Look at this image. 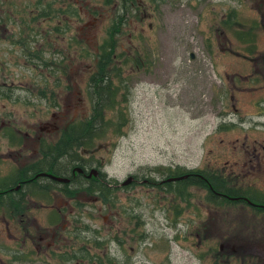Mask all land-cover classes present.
Here are the masks:
<instances>
[{
	"label": "rangeland",
	"instance_id": "1",
	"mask_svg": "<svg viewBox=\"0 0 264 264\" xmlns=\"http://www.w3.org/2000/svg\"><path fill=\"white\" fill-rule=\"evenodd\" d=\"M10 1L17 31H0V82L16 86L11 99L0 98V182L7 183L15 171L41 159V140L55 144L68 123L90 115L86 80L114 16L103 0H81L95 8V24L63 33L62 41L55 39L62 34L50 32L47 44L41 27L30 21L29 0ZM144 3L139 12L148 17L138 21L132 11L117 40L116 53L138 50L148 59L136 72L125 67L122 75L126 125L117 135L109 129L90 153L80 155L87 172L98 171L110 183L109 201L83 192L79 185L87 181L76 180L69 187L71 198L58 192L45 200L29 196L25 218L36 219L47 233L45 228H52L47 219L60 212L55 254L78 255L87 248L91 254L105 252L112 264H264V215L240 200L212 202L206 188L153 184L165 180L168 170L200 172L208 166L228 185L264 197V157L260 171L249 161L255 140H264L263 85L256 89L264 80V60H256L264 48V0ZM88 18L83 15L80 26ZM28 22L37 28L30 47L48 61L46 68L18 44L20 36L27 38ZM54 68L59 71L52 74ZM42 88L47 99H41ZM7 122L13 140L1 129ZM130 176L134 182L122 187ZM11 216L0 209V264H28L26 251L19 253L23 236ZM42 258L43 264L76 263L50 252Z\"/></svg>",
	"mask_w": 264,
	"mask_h": 264
},
{
	"label": "trees",
	"instance_id": "2",
	"mask_svg": "<svg viewBox=\"0 0 264 264\" xmlns=\"http://www.w3.org/2000/svg\"><path fill=\"white\" fill-rule=\"evenodd\" d=\"M103 2L106 7L111 8L114 16L110 22V27L106 31V38L98 48L94 58V66L90 69L86 80V93L91 102L90 115L86 120L68 123L55 144H45L41 140L39 142L41 159L15 171L8 183L5 182L6 180L0 182V209L3 210L4 215L8 219H10L9 216L14 215L19 226L21 224L20 220L24 221L26 214H28L27 195L39 200H45L48 192L58 190L62 195L66 197L70 196L68 184H60V182L53 181L50 178L40 177V173L71 179L70 170L77 168L84 169V166H81L83 162L80 155L90 153L94 149L96 142L105 138L109 129L113 128L114 134L117 135L126 125L124 111L120 108L123 101H125L124 99H126L124 93L127 92L126 87H122V75L125 72V67L129 66L133 68L131 72H136V70L141 69V65H146L148 59L138 50H134L128 54L116 53L118 50V37L123 34V27L127 23V15L133 11L129 3H135V1L103 0ZM33 35L35 34L32 33ZM21 38L18 44L21 43V45L27 48L28 58H33L32 60L41 59V54H34L27 40L28 38L25 40H21ZM41 61L45 68L48 67V61L42 59ZM58 69L54 68L52 74L59 71ZM115 82L118 85H115ZM43 83L46 86L47 80H44ZM58 83L59 79L54 83L56 87ZM40 94L43 95L42 98L40 97L41 99H47V93H45L44 88L40 90ZM53 94L51 92V95ZM0 98L11 99V93L9 94L0 87ZM14 102L16 103L17 100ZM11 124L7 122L1 129L4 131L5 137L10 136L13 140L16 134L12 130L10 131ZM11 142L13 143L14 141ZM18 143L20 144V139ZM62 161L65 162L66 168L64 167V162L61 164ZM61 166L63 167L62 172L58 170V167ZM165 173H168L165 180L176 178H179V180L165 181L164 183L156 182L153 183L155 187H162V184H168V186L176 185L184 191L194 187L207 188V184L200 178V175H203L202 171L192 172L176 168L175 170H168ZM18 184H20V188L16 191L15 188ZM106 184L109 185L110 183H101L98 179H93V181H89V187L84 188L87 184L80 185L79 187H81L82 191L95 194L103 202L107 203L112 189L108 188ZM211 184L214 186L216 182ZM207 191L213 200L212 202L216 200L231 201L240 196H245L252 201L257 199L254 195H250V192L220 191L218 189H214V191L207 189Z\"/></svg>",
	"mask_w": 264,
	"mask_h": 264
},
{
	"label": "flooded vegetation",
	"instance_id": "3",
	"mask_svg": "<svg viewBox=\"0 0 264 264\" xmlns=\"http://www.w3.org/2000/svg\"><path fill=\"white\" fill-rule=\"evenodd\" d=\"M131 1V0H130ZM135 3L130 2L129 6L130 8H132L133 12H135V18L140 21L143 20V18L148 17L147 14H145V12L140 14V8L142 10L143 6L145 5V3L143 4L144 0H134ZM88 2H82L81 0H39L37 1V3L31 2V0H29L28 5H26L27 8H30L29 10V14H32V17H34L32 20L30 18V21L34 22L33 20H36L37 25L41 27L40 31L42 33L43 39L45 40L44 43H49V33L50 32H54V33H58V35L62 34L61 37L57 36L55 37V39L57 38L58 41L59 40H63V33H66L67 31H71L73 30V32H81L83 30L84 27H88V29L90 28V26L95 24V17H96V10L95 8L92 9H88L87 8ZM34 7V8H32ZM4 8V9H3ZM16 12L15 9V4L10 1V0H6V1H2L0 0V31H2V33H16L15 31V27H16V22L18 20V18L16 17V14L14 13ZM83 15L88 16L89 18V22H87V24H85L84 26H80V21H81V17ZM40 16V18H38ZM93 19V20H92ZM53 21H57V23L53 26L52 22ZM75 23V28L74 24ZM25 27L28 29L27 32V38L31 39L33 38L32 33L35 31V29L37 28H33L31 27L30 23H24ZM22 33V32H20ZM21 37V36H20ZM25 38V39H27ZM20 39V38H19ZM22 40V38H21ZM61 40V41H62ZM29 44H30V40ZM12 43L14 45H17L15 40H12ZM252 49H254V45L252 44V47L250 50V52L252 51ZM25 51V55L26 57H28V50L25 47L24 49ZM193 57V56H192ZM256 60H264V48L262 53L257 52L256 54ZM256 68H258L257 66L255 67V71L257 70ZM3 82H0V87L5 90L6 92H8L9 94L11 93V96L14 95L15 90H16V86L13 84V82H9L7 83L6 80H2ZM262 86V89H264V80L262 81V83H257L256 85V89H260L259 87ZM233 99V97H231V100ZM235 108V106H233V109ZM236 109H234L235 111ZM54 117V116H53ZM50 125V124H48ZM50 127H52L54 130L57 129V127H54L52 125H50ZM38 138V137H37ZM254 146L251 150V155L252 158L251 160H249L251 163L255 162V166L254 164L251 165L250 164V168H254V171H260L262 168L263 163L262 161V157H264V140H255L254 142ZM242 147L246 148V144L245 142L242 144ZM203 175H200V178H202V180L207 184V188L211 191H214V189H218V190H226V191H231V192H252L251 189H242V188H235V185H228L224 179L223 175H219L218 173H216L215 171H212L208 166L204 169L201 170ZM40 173L39 176L40 177H47V176H41ZM77 176V177H75ZM70 177H72L71 179L65 178L68 181L64 182V183H60V184H68V187H70V184L75 181V180H79L82 182L87 181L86 187H89V181H93V179H98L99 181H101V183H106L105 176H101L100 172L95 171V170H90L89 172H87V169L84 166V169L81 168H77L74 170H70ZM48 178V177H47ZM170 180V179H169ZM129 182L127 185H121L122 187L126 188L128 185H130V183L134 182L133 177H128L125 182ZM165 181L168 180H163L161 181L162 183H164ZM27 182V181H26ZM57 182V181H56ZM216 182V185L213 186V184ZM108 188L110 187V184H106ZM80 186V185H79ZM233 187V188H232ZM20 188V184H18L15 188V190L17 191ZM81 188V187H80ZM83 188V187H82ZM235 188V189H234ZM69 194L70 196H67L69 198H71V196L75 195L74 192L72 190H69ZM219 191V192H220ZM58 192V193H57ZM85 192V191H83ZM57 194H61L58 190H52L51 192H48L47 195L50 196L52 195V197H54L53 195ZM64 196V195H63ZM255 197H257L256 200L252 201L249 198H246L245 196H240L238 198H231V199H235L236 201H242L245 204H247L249 207H251L253 210H255L257 212V214H262L264 215V197L263 196H258V195H254ZM221 197V196H219ZM227 198V197H226ZM32 198L29 197V195L26 196V201L27 203L32 201ZM228 199V198H227ZM230 199V200H231ZM263 199V200H261ZM229 200V199H228ZM235 200H231V201H235ZM27 208L29 209V206L27 204ZM60 215V212L57 211L56 212V216H50L47 219V223H50L52 228H45L47 230H49V232L44 233L41 231L40 227L38 226L36 219L34 218H25L26 220L22 221L20 220L21 224L20 226L17 223L16 226V230H20L21 234L23 236L22 240L20 241L19 247L21 248L19 250V253H21V250L26 251V254L24 256L25 260L28 264H43V258L44 256H46V253L50 252V257L53 256V258L57 257V258H61V260L64 262V259H69L68 257H71V259H75L76 263L75 264H112V262L110 261V259L107 257L105 252L101 253V256L98 254H91L89 253V250H87V248H81L78 251V255L73 253L71 256H69V254H67V256L63 253L60 254H55L53 252V249L56 247V244L59 245V241H61V234L59 232V230L57 229L59 225V223H56V218H58ZM60 218V217H59ZM43 229V228H42ZM10 237L11 234H10ZM13 241L16 240L15 235L13 236V238L11 239ZM27 247V245L31 246V250H24L22 249V246ZM96 246H100L99 249L102 247L101 245H98L99 242H96ZM52 247V249H50ZM56 252H58L59 250L55 249ZM36 255V256H33ZM18 257H14V262L18 261L17 259ZM42 258V259H41ZM16 260V261H15ZM52 263V262H51Z\"/></svg>",
	"mask_w": 264,
	"mask_h": 264
},
{
	"label": "water",
	"instance_id": "4",
	"mask_svg": "<svg viewBox=\"0 0 264 264\" xmlns=\"http://www.w3.org/2000/svg\"><path fill=\"white\" fill-rule=\"evenodd\" d=\"M192 57V56H191ZM41 176H47L48 178H50L51 180H53V181H57V182H60V183H64V182H67L68 180L67 179H65V178H61V177H57V176H55V175H52V174H46V173H43V174H41ZM182 179V178H181ZM175 180H179V178H176V179H170V180H168V182L169 181H175ZM129 182H123L122 183V185H127Z\"/></svg>",
	"mask_w": 264,
	"mask_h": 264
}]
</instances>
